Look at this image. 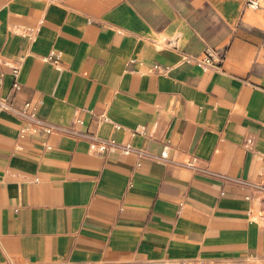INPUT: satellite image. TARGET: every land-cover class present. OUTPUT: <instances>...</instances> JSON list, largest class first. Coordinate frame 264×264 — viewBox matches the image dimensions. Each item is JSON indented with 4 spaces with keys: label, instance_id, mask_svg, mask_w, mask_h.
Masks as SVG:
<instances>
[{
    "label": "crops",
    "instance_id": "0c3cea01",
    "mask_svg": "<svg viewBox=\"0 0 264 264\" xmlns=\"http://www.w3.org/2000/svg\"><path fill=\"white\" fill-rule=\"evenodd\" d=\"M246 2L0 0L2 95L168 148L138 164L85 137L20 136L0 110V264H264V195L247 185L264 182V10ZM205 49L225 50L221 68Z\"/></svg>",
    "mask_w": 264,
    "mask_h": 264
},
{
    "label": "built area",
    "instance_id": "2783aa9c",
    "mask_svg": "<svg viewBox=\"0 0 264 264\" xmlns=\"http://www.w3.org/2000/svg\"><path fill=\"white\" fill-rule=\"evenodd\" d=\"M247 6L255 10H264V0H247ZM24 32V31H22ZM35 31H30L26 33L30 38L33 37ZM171 45L175 44V41H169ZM62 52L52 50L49 55L45 56V60H51L57 66L59 65V58L61 57ZM226 58V52L223 49L213 50L205 49L199 58V62L204 69L210 68H221L224 60ZM189 60H192L188 58ZM21 70L20 63L13 65V75L14 82L13 86L16 89L21 87V83L18 79ZM2 82V77H0V84ZM0 110H6L17 115L20 119V136L25 135H53V134H70L77 137H85L89 139L93 147L97 148L100 152L113 151L115 149H121L125 153H131L136 155L139 158L138 164L141 163L140 159L142 158H152V159H168V148L165 147L159 154L150 153L142 148H137L130 144L119 143L115 138H102L95 133L90 131H83L81 125L84 123V120L78 117L75 120L74 125H66L62 123H55L49 121L48 119L39 115L36 105L31 100H26L22 106H17L7 96H4L0 93ZM100 119H105L104 115L99 117ZM117 128H120V125H116ZM137 131H133L135 134ZM47 148L51 146L46 144ZM188 167L200 169L203 168L198 164V158L193 157L190 161L185 163ZM248 187L250 189L261 192L264 195V182H248ZM264 225V221H262ZM1 264H30V261H24L23 263H18L14 256L7 255L4 261Z\"/></svg>",
    "mask_w": 264,
    "mask_h": 264
}]
</instances>
